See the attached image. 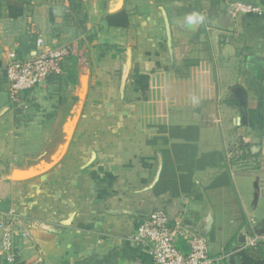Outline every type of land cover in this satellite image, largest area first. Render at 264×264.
Returning a JSON list of instances; mask_svg holds the SVG:
<instances>
[{
    "label": "crops",
    "instance_id": "1",
    "mask_svg": "<svg viewBox=\"0 0 264 264\" xmlns=\"http://www.w3.org/2000/svg\"><path fill=\"white\" fill-rule=\"evenodd\" d=\"M235 2L264 8L0 0V214L29 227L21 264H154L131 237L157 210L217 264L264 263V14ZM40 37L87 67L69 59L13 104L7 54L39 55Z\"/></svg>",
    "mask_w": 264,
    "mask_h": 264
},
{
    "label": "built area",
    "instance_id": "2",
    "mask_svg": "<svg viewBox=\"0 0 264 264\" xmlns=\"http://www.w3.org/2000/svg\"><path fill=\"white\" fill-rule=\"evenodd\" d=\"M234 11L239 14H264V8L252 3L235 2ZM44 38L37 39L41 53L28 59L16 52L7 54L4 77L10 99L19 103L21 97L33 91L49 79H59L64 75L65 63L75 58L82 68L87 67L85 56L74 45L48 48ZM29 227L22 226L21 216L16 211L0 214V264H21L20 242L31 238ZM184 241L188 252L178 246ZM131 242L151 257L154 264H217L210 254L208 240L190 233L180 222L172 220L164 210H157L141 222L131 237ZM259 239H250L249 248H256Z\"/></svg>",
    "mask_w": 264,
    "mask_h": 264
},
{
    "label": "trees",
    "instance_id": "3",
    "mask_svg": "<svg viewBox=\"0 0 264 264\" xmlns=\"http://www.w3.org/2000/svg\"><path fill=\"white\" fill-rule=\"evenodd\" d=\"M260 1L264 3V0H260ZM106 21L108 22V24H110L112 26L115 25V24H118L120 26H127L128 17H127V15L125 13H120V14H117V15L108 16L106 18ZM248 258L249 257H247V255L244 254V260L247 261ZM248 261H249L248 264H264V263H259V262H253L252 260H248Z\"/></svg>",
    "mask_w": 264,
    "mask_h": 264
}]
</instances>
